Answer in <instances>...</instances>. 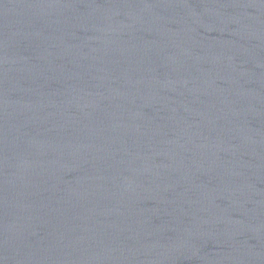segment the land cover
Wrapping results in <instances>:
<instances>
[{
  "label": "water",
  "instance_id": "1",
  "mask_svg": "<svg viewBox=\"0 0 264 264\" xmlns=\"http://www.w3.org/2000/svg\"><path fill=\"white\" fill-rule=\"evenodd\" d=\"M0 264H264V0H0Z\"/></svg>",
  "mask_w": 264,
  "mask_h": 264
}]
</instances>
